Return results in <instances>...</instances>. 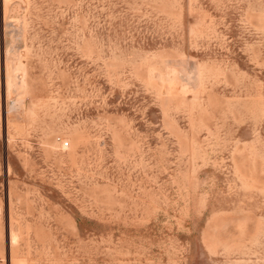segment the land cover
Returning <instances> with one entry per match:
<instances>
[{
    "label": "rangeland",
    "instance_id": "1",
    "mask_svg": "<svg viewBox=\"0 0 264 264\" xmlns=\"http://www.w3.org/2000/svg\"><path fill=\"white\" fill-rule=\"evenodd\" d=\"M0 264H264V0H0Z\"/></svg>",
    "mask_w": 264,
    "mask_h": 264
},
{
    "label": "built area",
    "instance_id": "2",
    "mask_svg": "<svg viewBox=\"0 0 264 264\" xmlns=\"http://www.w3.org/2000/svg\"><path fill=\"white\" fill-rule=\"evenodd\" d=\"M68 145V143H64V146H67Z\"/></svg>",
    "mask_w": 264,
    "mask_h": 264
}]
</instances>
